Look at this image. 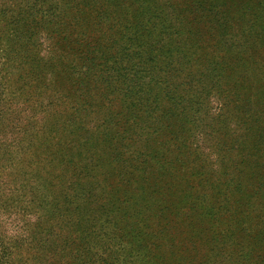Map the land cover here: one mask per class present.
<instances>
[{"label": "trees", "instance_id": "trees-1", "mask_svg": "<svg viewBox=\"0 0 264 264\" xmlns=\"http://www.w3.org/2000/svg\"><path fill=\"white\" fill-rule=\"evenodd\" d=\"M12 1L0 0V55L5 49L14 53L10 42L19 45L18 27L12 33L10 26L20 16L12 7L21 4ZM22 2L27 6L31 0ZM40 25L52 31L54 46L39 68L55 75V82L62 74L86 81L74 97L97 108L93 113L99 116L92 123L105 109L112 110V93L118 95L119 107L116 115L102 116L107 124L117 119L116 124L124 125L123 110L132 101L168 105L166 140L154 142L121 126L122 152L111 156L125 168L142 164L156 171L160 165L168 186L184 189L197 201L190 220L186 214L178 217V236L172 240L185 252L195 251L185 248L184 240L196 245L200 224L214 207L211 202L220 199L223 225L243 226L222 237L230 245L229 256L237 253L243 264H264V221L259 218L250 226L251 220H242L256 212L251 204L261 205L257 212L264 214V61L256 45L264 36V0H51L40 12ZM154 52L160 53L164 78L155 75L157 66L145 78L133 72L136 59L147 63ZM110 137H98L103 147ZM222 242L206 248L208 264H226ZM249 244L251 250L246 249ZM181 254L184 262L187 255Z\"/></svg>", "mask_w": 264, "mask_h": 264}, {"label": "rangeland", "instance_id": "rangeland-1", "mask_svg": "<svg viewBox=\"0 0 264 264\" xmlns=\"http://www.w3.org/2000/svg\"><path fill=\"white\" fill-rule=\"evenodd\" d=\"M33 1L27 5L32 8L22 0L12 1L21 4L12 7L20 16L10 26L12 33L18 27L19 45L10 42L14 53L5 49L0 55V263L208 264L206 248L219 240L226 264H243L237 253L229 256L230 245L222 238L235 235L233 231L243 226L240 222L235 228L223 225L220 199L211 202L214 207L200 224L196 245L184 240L185 248L195 251L185 252L171 236H178L174 231L178 217L186 214L190 220L197 201L184 189L168 186V177L150 158L147 161L155 164L156 171L142 164L125 168L112 160L114 151L122 152L121 126L154 142L165 138L168 105L148 107L132 101L123 110L124 125L116 124L117 119L107 124L100 121L102 116L116 115L119 107L118 95L112 93V110L105 109L92 123L99 116L93 113L97 108L90 109L74 97L86 81L62 74L55 82V75L39 68L40 60L50 51L53 54V33L40 25V12L51 0ZM257 39L263 62L264 36ZM159 55L152 53L147 63L136 59L133 72L145 78L157 66L155 75L164 78ZM123 75L133 83L131 76ZM82 119L91 124H81ZM101 134L111 136L106 147L99 141ZM91 182L92 189L86 188ZM251 206L256 212L242 218L251 220L250 226L259 218L264 221V214L257 212L261 205ZM246 249L251 250V245ZM181 251L187 255L184 262Z\"/></svg>", "mask_w": 264, "mask_h": 264}]
</instances>
